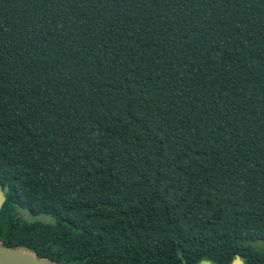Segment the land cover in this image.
I'll list each match as a JSON object with an SVG mask.
<instances>
[{
	"label": "trees",
	"instance_id": "trees-1",
	"mask_svg": "<svg viewBox=\"0 0 264 264\" xmlns=\"http://www.w3.org/2000/svg\"><path fill=\"white\" fill-rule=\"evenodd\" d=\"M0 186L39 258L264 264V0H0Z\"/></svg>",
	"mask_w": 264,
	"mask_h": 264
},
{
	"label": "water",
	"instance_id": "water-1",
	"mask_svg": "<svg viewBox=\"0 0 264 264\" xmlns=\"http://www.w3.org/2000/svg\"><path fill=\"white\" fill-rule=\"evenodd\" d=\"M4 192L0 186V209L4 203ZM177 256L182 261V264H186L183 254L182 247H177ZM0 264H60L54 261H50L45 258H39L35 254L26 251L22 248H8L0 245ZM197 264H214L207 260H202ZM230 264H244L239 255L235 256V259Z\"/></svg>",
	"mask_w": 264,
	"mask_h": 264
},
{
	"label": "rangeland",
	"instance_id": "rangeland-1",
	"mask_svg": "<svg viewBox=\"0 0 264 264\" xmlns=\"http://www.w3.org/2000/svg\"><path fill=\"white\" fill-rule=\"evenodd\" d=\"M23 215H25V214H22V216H23ZM42 217H43V216H40L39 218H40V219H43L44 221H48V219H47L46 217H44V218H42ZM255 246H256L258 249L264 251V242H263V243H257V244H255Z\"/></svg>",
	"mask_w": 264,
	"mask_h": 264
}]
</instances>
